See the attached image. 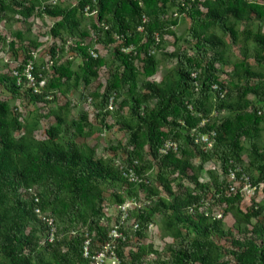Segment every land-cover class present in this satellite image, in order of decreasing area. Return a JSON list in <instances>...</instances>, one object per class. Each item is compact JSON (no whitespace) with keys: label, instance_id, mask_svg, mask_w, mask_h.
I'll return each instance as SVG.
<instances>
[{"label":"trees","instance_id":"16d2710c","mask_svg":"<svg viewBox=\"0 0 264 264\" xmlns=\"http://www.w3.org/2000/svg\"><path fill=\"white\" fill-rule=\"evenodd\" d=\"M63 1L0 0V23L49 19L56 42L45 63L33 58L41 45L30 29L12 33L16 41L0 34V52L23 56L0 72V264H92L85 241L94 256L113 226L123 237L114 241L119 264H264V202L251 198L243 210V193L229 191L244 178L264 190V0ZM83 15L95 18L89 30ZM181 18L188 39L175 33ZM29 60L39 93L13 75ZM167 60L175 65L156 82ZM104 71V84L87 92ZM72 92L89 101L98 127L85 111L71 118ZM193 129L215 133L210 150ZM104 134L109 154L96 157L87 141ZM169 141L176 151L161 154ZM158 217L170 239L160 251L146 243Z\"/></svg>","mask_w":264,"mask_h":264},{"label":"rangeland","instance_id":"374dc122","mask_svg":"<svg viewBox=\"0 0 264 264\" xmlns=\"http://www.w3.org/2000/svg\"><path fill=\"white\" fill-rule=\"evenodd\" d=\"M63 3L65 4H70V5H74L75 1L74 0H64ZM15 19H17V17H15ZM33 18H31L28 23L29 24H24V23H16L15 21H13L11 24H3L0 23V34L1 36H3L4 38L8 39V41H16V39L13 37L12 33L16 32V31H24L26 32L28 29H30V32L27 31L26 33V37L31 39V40H35L39 45H41V47L38 48V50L33 52V58L36 59V61L39 62H47L48 61V56H47V51L48 49L53 45L54 40L48 35V29L51 27L52 25V21L49 19H43V20H38L36 22H34V24H32L33 22ZM95 22V18L92 15H83V26L85 29H90V26L92 23ZM37 23V24H35ZM31 25V28L30 26ZM190 23L187 19L185 18H181L180 19V24L179 26L175 29V33L177 35V37H181L184 39H188L187 35H188V27H189ZM240 28L242 29L243 26H240ZM263 31H264V27H263ZM180 46V45H179ZM98 55L101 58H104L106 61H111L110 60V53H109V49H105L101 46H95L94 48ZM166 49L167 51H173L174 50V46L172 44H167L166 45ZM232 56H230L231 59H234V57L236 58L238 56V51L237 49H233V51L231 52ZM68 57H71L68 54ZM23 56L20 55L19 57H14L13 54L8 50V48H5L4 50H2L0 52V72H7V69H13L16 68L18 66V64H20L22 62ZM79 63V60H74V66L76 67ZM175 65V62L173 60H167V61H163L162 64L160 65L158 72L156 74V76L154 77V80L156 82H159L162 77L164 76V74L169 71L173 66ZM229 70V69H227ZM222 79L225 78V76L221 77ZM104 79H105V71L102 73V76L100 78L99 81H96L93 83L92 86H90V88L87 90V92H94L99 84H104ZM85 92V93H87ZM3 99H7L8 100V96L6 93L3 94ZM69 99L72 102V104L77 105L76 108L73 110L71 118H76L77 114L80 111H85L90 115L91 120L93 121V123L96 125V127H98L97 125V120L95 117V112H94V108H92V106L90 105L89 101L87 100H83L80 98V95L76 92H72V94L69 95ZM10 105L12 107H17L19 109L20 112H22L24 114V116H28L29 113L33 112L34 107L21 104L19 101H10ZM47 110L42 111V114H46ZM108 122L110 123V120L108 119ZM52 123V121L48 122H43L40 125V128L38 131H36L35 135L36 138L38 139H43L45 137V129L48 127V125ZM108 135H101L99 136V138L97 140L92 139H88L87 143L93 148L95 149L96 152V157H103L105 155H107V151L106 148L109 146L108 145V137H106ZM106 137V138H105ZM244 145H246L244 143ZM109 154V153H108ZM245 159L246 156H244ZM195 164H197V161H195ZM206 169H215L216 171V167H214L213 163H207L205 165V170ZM206 174L203 172L202 173V177L200 179V181H205L206 180ZM244 184H243V183ZM242 182H236L234 183V188L240 190L241 193H243V203L241 208L243 210H246L247 208H249L251 206V198L254 199V201L256 203H263L264 202V190H263V186H260L257 190H254L253 188L249 187L247 183L244 182V180ZM222 209L223 208H219L215 210L216 214H221L222 213ZM109 214L114 215V211L111 210L109 211ZM159 223H160V218H157V224L154 225L152 228H150L149 232H148V239L146 241L147 244H152L154 245V247L156 249H158V251L161 250V248H164V246L167 244V242H170V239L166 236L163 235V233L161 232V229L159 227ZM233 224V220L232 218L228 215L225 218V225L226 227H230ZM164 239V240H163Z\"/></svg>","mask_w":264,"mask_h":264},{"label":"built area","instance_id":"2783aa9c","mask_svg":"<svg viewBox=\"0 0 264 264\" xmlns=\"http://www.w3.org/2000/svg\"><path fill=\"white\" fill-rule=\"evenodd\" d=\"M85 11H87V8H85ZM91 55L93 57H96V54L94 52H91ZM33 70H34V66L31 60H29L26 65L24 66V69L21 71V73L17 72V71H13V75L17 78V84L20 85L21 82V78L24 77L27 87L32 88L33 92L35 93H39V88L36 87V81H35V77L33 75ZM44 85V81L39 83L40 87H43ZM204 122H202L200 124V127L203 126ZM192 135L194 137V141L196 144H199L200 146H202L204 151L210 150L213 147L214 144V137H215V133L213 131L207 132L206 134L199 132L196 129L192 130ZM177 149V145L174 142H167L164 144V146L160 149V153L161 154H165L167 152V150H172V151H176ZM132 177V176H130ZM230 179H234L233 174L230 175ZM245 181V183H247V178L243 179ZM248 184V183H247ZM248 186L250 187V185L248 184ZM252 188V187H251ZM230 192H235V188L234 185L231 186L229 188ZM134 203H126L122 206L118 207V211L121 213V220H120V224L124 222V220L127 217V211L129 209H132L134 207ZM38 213V211H37ZM218 218H220V215H217ZM51 223V221H50ZM153 226H150V228H152ZM149 228V229H150ZM109 239L110 241L105 244V246H103L102 250L100 252H98L97 254H95L94 256H90L89 255V251H88V245H89V240H86L84 243V256L86 258L91 259L92 264H105V262H108L110 264H119V260L114 252L115 249V243L114 241L116 239H121L122 234L119 232V228L118 226H113V229L110 231L109 233Z\"/></svg>","mask_w":264,"mask_h":264}]
</instances>
